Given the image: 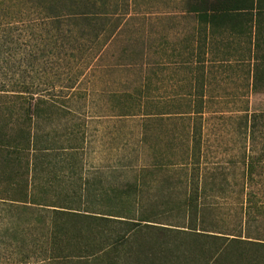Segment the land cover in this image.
<instances>
[{"label": "trees", "instance_id": "1", "mask_svg": "<svg viewBox=\"0 0 264 264\" xmlns=\"http://www.w3.org/2000/svg\"><path fill=\"white\" fill-rule=\"evenodd\" d=\"M133 2L0 0L7 34L21 25L44 45L64 35L95 48L93 86L117 117L112 164L95 165L105 149L86 117L104 104L73 109L32 78L0 90V264H264L263 158L245 145L208 161L203 130L213 67L243 66L252 91L264 86V0H187L156 29ZM243 117L253 140L257 115Z\"/></svg>", "mask_w": 264, "mask_h": 264}, {"label": "rangeland", "instance_id": "2", "mask_svg": "<svg viewBox=\"0 0 264 264\" xmlns=\"http://www.w3.org/2000/svg\"><path fill=\"white\" fill-rule=\"evenodd\" d=\"M186 1L134 0L131 9L132 13L140 12L141 14L136 15H141L142 19L143 16L151 17L153 22L151 21L146 27L156 29L159 26L163 28L165 20L161 19L159 23H156L158 15L183 12ZM188 20L191 22L189 17L186 19L187 23H189ZM135 22L137 23L134 25ZM140 26L142 27V20L136 19L132 23L131 29ZM5 29L6 26L0 20V90L11 87V83L15 85L23 79L32 78L34 89L36 88L38 92L48 94L54 99H68V102L72 100L73 109L81 108L85 98L90 100L87 107L95 106L97 96L94 92L96 84L93 86V76L103 74L99 72L100 69L96 64L98 60H96L97 50L95 48L93 51L89 47H87L88 51L80 50L75 39H72L69 44L68 40L72 37H64V35L59 37L58 45L50 43L44 45L42 43L45 38L43 39L36 29L34 30L36 35L32 36L21 25H14L11 34H7ZM134 35L137 36L138 32ZM124 38V35L120 37L121 40ZM152 38L153 36L150 37L151 40ZM131 44L135 46L134 54L142 46L141 40L138 41L137 38H133ZM28 64L31 69L32 65L34 67L31 74L28 72ZM234 71L236 70L232 68L227 70L228 73ZM232 76H234L233 81L227 83L224 90L216 91L214 84H211L206 90V96L212 97L208 98L209 108L203 124L206 160L215 161L239 157L242 155L244 146L248 145L254 146L256 153L264 161V91L252 92L248 88L244 76L241 74ZM71 82L75 83L74 89L68 87ZM88 86L92 89L87 90ZM182 89L180 93L184 95L185 88ZM215 96L220 99L214 98ZM216 101L221 102L218 104ZM75 111L78 112V110ZM247 113L248 115L252 113L257 115L253 140H247L244 134L245 118L243 116ZM69 118L71 124L77 121V118L73 119L71 115ZM99 127L98 124H90V132L93 133L95 128ZM100 131L96 130L97 133ZM89 138L93 140L92 136Z\"/></svg>", "mask_w": 264, "mask_h": 264}, {"label": "crops", "instance_id": "3", "mask_svg": "<svg viewBox=\"0 0 264 264\" xmlns=\"http://www.w3.org/2000/svg\"><path fill=\"white\" fill-rule=\"evenodd\" d=\"M219 40H220V38L217 37L216 44L218 43ZM237 41H238V44H239V42L242 44L244 39L241 37V38H238ZM213 68L214 69L210 71V77H213L211 82H212V84L215 85L216 91L224 90L225 85L233 79L234 76H232V75L239 76L241 74L242 76H244L246 78L247 86H248V82L251 83L252 79H251V77L248 76V73L246 72V70L243 69V66L240 67V69H239V67L235 68L234 65L233 66L229 65L226 69H224V67H221L219 69L216 67H213ZM231 68L235 69L236 71H234L232 73H228L227 70L231 69ZM164 75L166 76V72L164 73ZM185 75L181 74V76H183V78L185 77ZM179 78H180V76H179ZM214 78H218L220 80L217 82L214 80ZM166 80H168V73H167ZM248 88L251 90L250 86H248ZM103 89H105L103 84L97 85V87L95 88V94L97 96V99H96L97 101L95 102L94 105L98 106V105L104 104L103 105L104 108L101 110L96 109L95 110L96 112L91 111V113H88L87 117H86L87 118L86 121L90 122L89 124H87V125H89V129H90V124H92V123L98 124V126H100L99 128H95V131H93V133H91V132L90 133L93 137L94 144L96 145L97 149H101V148L105 149L104 153L98 152V156L94 157L92 159V162L95 165L112 164L113 157L111 156L110 149L112 146V138H114V135H116V133H117V124H116L117 117L112 115V112L110 109V106H111L110 102H108L106 100V99H108V97H107L108 93L103 92ZM259 91H264V86L260 87L256 91H252V92H259ZM174 93H177L179 96L180 91H176V89H175L173 91L169 90V92H166V94H168V95H171ZM208 98H212V97H208ZM214 98L220 99V97L218 98L216 96ZM73 111L75 114H77L78 117H80L79 114H80L81 110H79L78 112L75 110H73ZM84 111L85 110H83V112ZM99 111H101V112H99ZM83 117L84 116L81 115V117L77 118V121H75V122L83 124V126H84L85 122L83 120ZM96 130L97 131L101 130V131L97 133ZM122 130H125V135H123V134L122 135L124 136V138H126L129 135V132L130 133L132 132L133 128L130 127V125L129 126L127 125V126H123ZM107 151H109V152L106 153Z\"/></svg>", "mask_w": 264, "mask_h": 264}]
</instances>
